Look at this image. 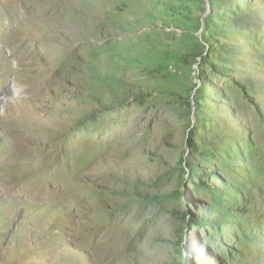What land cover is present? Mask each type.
<instances>
[{"label": "rangeland", "instance_id": "rangeland-1", "mask_svg": "<svg viewBox=\"0 0 264 264\" xmlns=\"http://www.w3.org/2000/svg\"><path fill=\"white\" fill-rule=\"evenodd\" d=\"M182 259L264 264V0H0V264Z\"/></svg>", "mask_w": 264, "mask_h": 264}, {"label": "bare ground", "instance_id": "bare-ground-1", "mask_svg": "<svg viewBox=\"0 0 264 264\" xmlns=\"http://www.w3.org/2000/svg\"><path fill=\"white\" fill-rule=\"evenodd\" d=\"M19 93H17L16 91H14V93H13V96H16V95H18ZM14 139V138H13ZM13 141V140H12ZM13 143H16V142H12V145H13ZM17 146V145H16ZM22 146V145H21ZM17 149H18V147H17ZM20 149V148H19ZM20 151V150H19ZM18 150H17V152H19ZM32 153V152H31ZM38 184L36 183H31V184H28V185H25L24 186V188L22 189V190H20L21 192L22 191H24L23 193H27V194H32V193H34V194H36V195H42V196H49L50 194H49V192H48V190H41V189H38V186H37ZM14 187V186H13ZM7 188V191H12V189L10 188V187H6ZM5 192V191H4ZM3 192V193H4ZM20 194H22V193H20Z\"/></svg>", "mask_w": 264, "mask_h": 264}, {"label": "trees", "instance_id": "trees-1", "mask_svg": "<svg viewBox=\"0 0 264 264\" xmlns=\"http://www.w3.org/2000/svg\"><path fill=\"white\" fill-rule=\"evenodd\" d=\"M195 217H196V218H198V219H202V218H204V217H203V216H201V215H196ZM182 263H184V264H185V263H186V261H184V260L182 259Z\"/></svg>", "mask_w": 264, "mask_h": 264}]
</instances>
